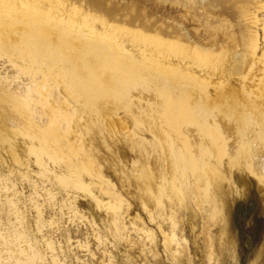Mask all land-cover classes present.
Listing matches in <instances>:
<instances>
[{
  "label": "rangeland",
  "instance_id": "1",
  "mask_svg": "<svg viewBox=\"0 0 264 264\" xmlns=\"http://www.w3.org/2000/svg\"><path fill=\"white\" fill-rule=\"evenodd\" d=\"M59 4L80 8L78 21L89 13L167 41L174 27L182 43L191 38L218 51L192 54L195 81L162 64L168 53H144L129 37L60 40L63 31L46 32L37 16ZM261 6L264 0H0L5 263L6 247L19 238L37 256L30 264H264ZM137 20H151L154 30L131 23ZM178 153L187 159L178 161L181 171ZM165 236H174L175 257Z\"/></svg>",
  "mask_w": 264,
  "mask_h": 264
},
{
  "label": "bare ground",
  "instance_id": "2",
  "mask_svg": "<svg viewBox=\"0 0 264 264\" xmlns=\"http://www.w3.org/2000/svg\"><path fill=\"white\" fill-rule=\"evenodd\" d=\"M61 1V0H60ZM102 2L99 1V6L102 7L104 5L101 4ZM264 7L261 6L259 10H263ZM48 10V13H38L37 16L42 18V19H45L46 20V24L45 26H42L43 29H46V32H51L52 30L55 31V34H57L58 36H60L58 33L60 30L63 31V36L62 38L59 39L60 40H63L64 42L66 41H70L71 37H72V34H82V35H92V36H98L99 37H96V39H93V38H84L83 36L80 37V41L83 42V43H91V42H94V43H97V41H102L101 43H105L106 44V39H108L110 37V35L112 34H115L117 36L116 38V42H119L121 39L123 38H131V42L133 43H136L140 46V49L141 51H143L144 53L147 52L148 50H152L154 49L152 52L156 53L159 55V57L161 56H165L167 53L168 55H166L162 60V64L163 62L165 63H169L167 66V68L171 69L172 71L174 72H177V75H183L185 77H190L192 79L196 78L197 76V72L196 71H192L189 70V66H191V63L190 61L193 60V57H192V54H195V55H201V54H206L208 56H212V55H215L216 52H214V47H208L207 48V45L206 47L202 48L200 45H198V43L195 41V40H192L191 38L190 39V45H187V44H184L181 42L180 38H178V34H179V29L178 28H172L171 30H169V36L173 39V40H164L160 37V35H153V36H150V35H147L145 32L143 31H139V32H132V31H128L125 27H114L113 25H111L105 18H102V17H99V16H93V15H90L89 13L83 15V18L81 21H78L76 19L77 17V14H79L81 12V9L78 8V7H73L71 8V12H72V15H71V12L69 11V9L66 7L65 4H59L56 6L55 8V12L52 13L51 9L50 8H47ZM45 10V11H47ZM109 11V10H108ZM110 12V11H109ZM67 14H70V17H69V20L68 22H65V18L64 16L67 15ZM141 17H143L142 15H140ZM72 18V19H71ZM122 17H118V19H121ZM132 24H135V25H144L145 28L149 31H152L154 30V23L149 20L147 21L146 23H142L141 21L137 20V21H131ZM97 25L101 26L104 30V33H100L97 29ZM121 38H120V37ZM133 38V39H132ZM178 38V39H176ZM182 38V37H181ZM254 39V38H253ZM106 40V41H105ZM255 40V39H254ZM255 46H254V49H253V54L256 55L257 54V50H258V44H257V40L254 42ZM70 46V45H69ZM75 50V49H74ZM76 51V50H75ZM96 52V51H95ZM125 53L127 54L126 56H130L129 52L125 50ZM95 54V53H94ZM65 56V54H64ZM82 57V55H80ZM198 56V57H199ZM92 57V56H91ZM264 57V53H263V56ZM83 58V57H82ZM137 58V56H136ZM125 59V58H124ZM65 60V59H64ZM85 60V59H84ZM140 61V60H139ZM149 61V60H148ZM86 62V61H85ZM138 62V61H137ZM147 64H150V63H147ZM153 64V63H152ZM252 64H255V61L252 62ZM251 64V65H252ZM146 65V64H145ZM166 66V65H165ZM201 69V68H200ZM236 70V69H235ZM238 71H239V68H238ZM252 72V71H251ZM200 76V74H199ZM202 76V75H201ZM195 80V79H194ZM174 81V80H173ZM180 81V80H179ZM196 81V80H195ZM198 82V81H197ZM180 83V82H179ZM224 84V81L221 83V85L223 86ZM225 88V87H223ZM227 88V87H226ZM229 88V87H228ZM205 92V91H204ZM198 93V92H197ZM247 111V110H246ZM251 121V120H250ZM173 145V144H172ZM174 151L175 148L171 149V151ZM172 153V152H171ZM173 155V154H172ZM176 155V154H175ZM39 157V156H38ZM183 157V155H182ZM181 155L178 153L176 158L175 156L173 155V159L174 163L175 164V167L178 171H181L183 170L182 169V166H179V160L182 158ZM185 157V156H184ZM184 157H183V160H184ZM186 159V157H185ZM187 160V159H186ZM41 161V160H40ZM187 162V161H186ZM185 163V162H184ZM191 163V162H190ZM42 166V165H41ZM174 167V165H173ZM186 167V166H185ZM175 169V170H176ZM187 172V171H186ZM179 173V172H178ZM180 175V174H179ZM187 176V175H186ZM62 181H64V179H61ZM182 180H183V183H187L188 181V178L185 177V174L183 173L182 175ZM173 181V180H172ZM181 181V180H180ZM174 183H176V181H174ZM173 183V184H174ZM174 186L178 187V183L177 184H174ZM184 187L186 185H183ZM180 187V186H179ZM178 187V188H179ZM185 189V188H184ZM183 190V189H182ZM181 190V191H182ZM184 194V192H183ZM10 202V201H9ZM12 203V202H11ZM159 204V203H158ZM162 204V203H161ZM159 204V205H161ZM162 207V206H161ZM72 210V212H74V208H70ZM18 212V211H16ZM19 215V213H18ZM39 216H40V212H39ZM19 217V216H18ZM16 217V218H18ZM15 218V219H16ZM22 226V225H21ZM20 227V226H19ZM18 227V228H19ZM14 228V227H13ZM12 228V229H13ZM18 228H15L16 230ZM1 229V228H0ZM11 229V228H10ZM39 229V228H38ZM5 230V229H4ZM40 230V229H39ZM38 230V231H39ZM2 231V230H1ZM7 231V230H6ZM5 231V232H6ZM20 231V230H19ZM10 232V231H9ZM15 232V231H14ZM42 231L40 230V233ZM1 233V232H0ZM16 233V232H15ZM19 235H20V232H18ZM39 233V232H38ZM3 234V233H2ZM2 234H0V240L1 238H3ZM21 234H24L25 236V233H22ZM9 235V234H8ZM16 236L18 234H15ZM15 235H12V236H15ZM5 236V235H4ZM15 238L17 239L18 237ZM22 236V235H21ZM20 236V237H21ZM22 236V237H24ZM26 237V236H25ZM37 237V236H36ZM35 237V239H36ZM14 238V237H13ZM12 238V239H13ZM30 238V236H29ZM42 238V237H41ZM8 239V238H7ZM25 239V238H24ZM31 239V238H30ZM29 239V240H30ZM33 239V238H32ZM34 239V241L36 242V244L39 242H37L36 240ZM45 239V238H44ZM43 239V241H44ZM11 240V239H10ZM13 241V240H11ZM34 241H31L34 243ZM42 241V242H43ZM30 242V241H29ZM30 242V244H32ZM165 242H166V248L167 250L171 253L172 256L175 257V254L172 253V243L174 242V236L172 238H170L169 236H165ZM12 243H15L16 245H13L12 247H6V250H8V258L9 260L11 261L10 263L8 264H30L34 259L36 260L37 256L36 254H32V250H31V254H29L28 252H26L25 249H23L21 246H20V243H21V239H17V242H11ZM1 244V243H0ZM6 244V243H5ZM26 244V242H25ZM40 244V243H39ZM9 245V244H8ZM54 245V244H53ZM11 246V245H10ZM28 246H29V243H28ZM39 246V245H36V247ZM55 246V245H54ZM32 246H30L29 248H31ZM34 247V246H33ZM56 247V246H55ZM47 248L49 249V251H54V248L51 244V242H48L47 243ZM28 249V248H27ZM42 249V248H41ZM46 249V248H45ZM57 249V248H56ZM34 251V250H33ZM40 251V250H39ZM48 251V250H46ZM48 251V252H49ZM6 252V253H7ZM5 253V252H4ZM40 256H41V253H39ZM51 254V253H50ZM47 255V254H46ZM49 255V253H48ZM3 254H2V251H0V264H7L5 263V260L3 259ZM45 256V255H44ZM50 256V255H49ZM55 256V255H54ZM52 256L51 254V257H54ZM47 257V256H46ZM50 257V258H51ZM5 258V257H4ZM53 259V258H52ZM51 259V260H52ZM42 260V259H41ZM8 261V260H7ZM53 261V260H52ZM43 262V260H42ZM45 263V262H43ZM58 263V262H57ZM54 264V263H53ZM61 264V262H60ZM64 264V263H63Z\"/></svg>",
  "mask_w": 264,
  "mask_h": 264
}]
</instances>
